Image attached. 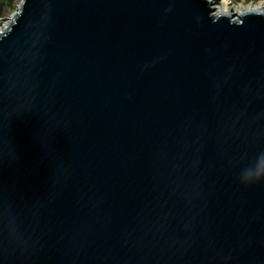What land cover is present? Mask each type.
<instances>
[{
  "label": "water",
  "instance_id": "1",
  "mask_svg": "<svg viewBox=\"0 0 264 264\" xmlns=\"http://www.w3.org/2000/svg\"><path fill=\"white\" fill-rule=\"evenodd\" d=\"M0 264H264V12L21 0Z\"/></svg>",
  "mask_w": 264,
  "mask_h": 264
},
{
  "label": "bare ground",
  "instance_id": "2",
  "mask_svg": "<svg viewBox=\"0 0 264 264\" xmlns=\"http://www.w3.org/2000/svg\"><path fill=\"white\" fill-rule=\"evenodd\" d=\"M211 2V6L214 9L215 14H226V15H231L235 19H239L242 14L245 12H252V11H263L261 8V5L259 4H249L247 6H239V7H234L231 6L229 3L226 2H216V0H208ZM226 7V8H225ZM264 12V11H263ZM11 17L8 22H10ZM5 27H2L0 29V32L3 31Z\"/></svg>",
  "mask_w": 264,
  "mask_h": 264
},
{
  "label": "rangeland",
  "instance_id": "3",
  "mask_svg": "<svg viewBox=\"0 0 264 264\" xmlns=\"http://www.w3.org/2000/svg\"><path fill=\"white\" fill-rule=\"evenodd\" d=\"M219 2H226L229 3L231 6L234 7H239V6H247L249 4H259L261 5V8L264 11V1H258V2H248L245 0H218ZM21 0H12L11 4H5L1 9H0V29L2 27H6L7 24L9 23L10 17L13 16V14L17 11V9L20 6ZM226 8V7H225Z\"/></svg>",
  "mask_w": 264,
  "mask_h": 264
},
{
  "label": "trees",
  "instance_id": "4",
  "mask_svg": "<svg viewBox=\"0 0 264 264\" xmlns=\"http://www.w3.org/2000/svg\"><path fill=\"white\" fill-rule=\"evenodd\" d=\"M238 1H240V0H238ZM245 1H248V2H250V1H256V2H258V1H264V0H245ZM12 3V0H0V9L5 5V4H11Z\"/></svg>",
  "mask_w": 264,
  "mask_h": 264
}]
</instances>
